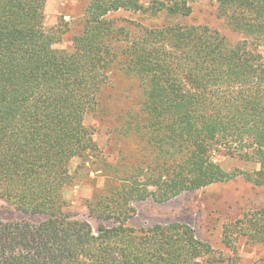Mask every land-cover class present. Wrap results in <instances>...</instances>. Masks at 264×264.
Wrapping results in <instances>:
<instances>
[{"label":"trees","instance_id":"16d2710c","mask_svg":"<svg viewBox=\"0 0 264 264\" xmlns=\"http://www.w3.org/2000/svg\"><path fill=\"white\" fill-rule=\"evenodd\" d=\"M195 1L160 5L176 18L188 16ZM208 1L241 41L175 21L131 34L110 13L151 7L91 0L70 46L57 48L64 30L45 25L46 0H0V199L18 213L0 218V264L223 260L184 223H129L138 201L164 202L235 178L213 153L256 163L239 174L264 187V0ZM114 64L139 82L138 119L126 131L143 141L142 157L129 173L117 167L83 203L81 217L64 195L70 163L99 156L85 117ZM239 237L264 247V206L223 225L226 247Z\"/></svg>","mask_w":264,"mask_h":264},{"label":"rangeland","instance_id":"374dc122","mask_svg":"<svg viewBox=\"0 0 264 264\" xmlns=\"http://www.w3.org/2000/svg\"><path fill=\"white\" fill-rule=\"evenodd\" d=\"M91 0H46L44 13L45 25H60L64 30L62 39L55 45L66 48L72 36L81 28L86 6ZM165 0H139L142 6L151 7L146 12H133L119 9L110 13L116 26L129 27L133 34L139 25L161 26L167 22L207 25L230 42L242 40V34L232 30L217 14L215 3L199 0L191 3V13L184 17H167ZM153 8V9H152ZM152 10H156L153 14ZM264 55V47L260 48ZM141 96L138 79L127 75L119 65L111 66L108 82L98 95L94 111L85 117L86 124L92 129L97 143L99 156L90 157L87 162L74 158L70 163L72 182L65 188V198L71 209L85 217L83 203L103 187L111 173L119 167L129 173L131 165L142 157L144 143L139 136L127 132V124L138 119V102ZM212 158L227 172L238 175L228 181L216 182L193 191H185L164 202L148 197L134 204L135 213L129 220L133 226H149L180 222L189 225L195 236L209 244L216 254L222 257L218 264H262L264 247L250 243L245 238L234 240L230 249L221 241L222 227L234 221L243 212L264 206V187L254 186L246 181L239 172H251L258 166L254 162L240 160L223 153H213ZM110 164L106 167L102 161ZM119 174V172H117ZM118 175V174H117ZM5 201L0 199V218L11 219L17 216ZM95 224L94 220H91Z\"/></svg>","mask_w":264,"mask_h":264}]
</instances>
